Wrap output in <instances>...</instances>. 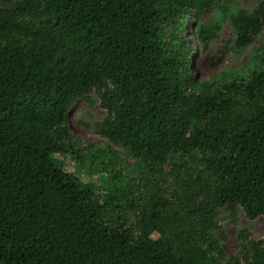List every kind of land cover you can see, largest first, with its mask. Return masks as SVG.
Masks as SVG:
<instances>
[{"label":"trees","instance_id":"obj_1","mask_svg":"<svg viewBox=\"0 0 264 264\" xmlns=\"http://www.w3.org/2000/svg\"><path fill=\"white\" fill-rule=\"evenodd\" d=\"M237 1L0 0V264H264V239L244 230L239 256L222 246V220L264 217V0ZM226 21L238 49L262 38L255 65L201 80L191 59ZM95 97L107 143L82 150L69 115ZM56 155L91 158L106 192Z\"/></svg>","mask_w":264,"mask_h":264},{"label":"rangeland","instance_id":"obj_2","mask_svg":"<svg viewBox=\"0 0 264 264\" xmlns=\"http://www.w3.org/2000/svg\"><path fill=\"white\" fill-rule=\"evenodd\" d=\"M261 0H238L234 5L235 8H244L253 12ZM215 12L208 11L205 20L210 22L215 20ZM193 19L186 24L185 30L182 32L183 36L188 40L189 47L194 49L195 39L191 36L193 29L196 27ZM237 36L233 26L226 21L222 25L219 39L212 42L210 48L204 51L199 48V52L191 59V67L193 71L199 75L201 80H221L223 78H231L233 76H246L248 71L255 65L256 50L261 46L262 38H256L254 42L247 48L238 49L236 47ZM96 104L92 105L88 101L81 100L70 113V128L73 136L76 138L77 146L80 149H88L92 145H98L104 148L106 141H103L95 133V126L102 122L107 112L101 108L100 101L95 97ZM114 150L118 152L120 161L118 167L122 173L129 178H134L138 171L135 169V160L126 156L125 150L115 147ZM58 160L64 163V170L66 173H74L81 178L87 187L95 188L97 193L103 194L108 187L107 180L110 177L109 172L96 173L92 176L88 174V168L91 166V158H86V165L79 166L71 156H55ZM96 166V165H95ZM95 166L93 167L95 169ZM173 167V163L168 164L164 170L167 173ZM227 210L222 211V216H227ZM131 224L135 225V214L129 217ZM222 230L227 236V240L222 243L224 250L227 253V258L240 255V231H246L250 240L259 241L264 239V217L255 221L246 217L243 211L238 214V222L234 224L230 220L224 219L220 223ZM151 239H159L161 235L157 231H152Z\"/></svg>","mask_w":264,"mask_h":264}]
</instances>
